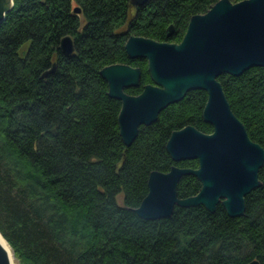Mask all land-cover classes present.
Returning <instances> with one entry per match:
<instances>
[{"label":"trees","instance_id":"16d2710c","mask_svg":"<svg viewBox=\"0 0 264 264\" xmlns=\"http://www.w3.org/2000/svg\"><path fill=\"white\" fill-rule=\"evenodd\" d=\"M214 1L14 0L0 20V232L17 264H264V162L241 215L220 202L214 211L176 205L155 219L131 209L148 190L150 170L197 166L195 158L174 161L165 142L185 124L212 130L202 117L206 91H187L125 145L120 100L99 73L113 62L139 66V84L125 88L138 93L152 80L146 58L126 53L127 36L178 41L190 15ZM64 34L73 40L68 54L58 47ZM218 79L264 147L263 67ZM199 188L184 174L176 190L183 197Z\"/></svg>","mask_w":264,"mask_h":264},{"label":"water","instance_id":"95a60500","mask_svg":"<svg viewBox=\"0 0 264 264\" xmlns=\"http://www.w3.org/2000/svg\"><path fill=\"white\" fill-rule=\"evenodd\" d=\"M146 0H130L134 5ZM14 0H0V20ZM79 12V6L73 8ZM173 32V24L166 34ZM71 35L64 34L58 47L73 50ZM124 48L130 57H144L151 82L138 93L126 87L137 86L141 69L126 62H113L99 69L108 94L120 100L117 114L119 134L125 145L136 137L139 126L153 122L161 109L181 99L191 89L206 91L202 117L212 125L205 132L193 124L173 129L165 148L174 161L195 158L197 166L172 164L166 171L148 173V190L139 204L131 207L139 216L155 219L168 216L174 207L202 204L214 211L220 202L231 216L244 213L245 195L261 181L258 170L264 162V147L250 138L244 123L234 113L218 76L238 75L251 66L264 69V0H215L204 12L190 15L178 42L130 34ZM45 70L46 75L54 68ZM193 174L199 190L179 196L177 183L182 175ZM0 264H10L0 243ZM246 264H260L257 258Z\"/></svg>","mask_w":264,"mask_h":264},{"label":"bare ground","instance_id":"6f19581e","mask_svg":"<svg viewBox=\"0 0 264 264\" xmlns=\"http://www.w3.org/2000/svg\"><path fill=\"white\" fill-rule=\"evenodd\" d=\"M0 243L6 248L8 254H9L10 264H16V261L14 259V255H13L12 249H11L9 243L7 242V240L1 234V232H0Z\"/></svg>","mask_w":264,"mask_h":264},{"label":"flooded vegetation","instance_id":"af4514ba","mask_svg":"<svg viewBox=\"0 0 264 264\" xmlns=\"http://www.w3.org/2000/svg\"><path fill=\"white\" fill-rule=\"evenodd\" d=\"M183 36V35H182ZM182 36H181V38H182ZM167 41H169V40H167ZM178 41H180V40H178ZM178 41H173V42H178ZM130 57V56H129ZM131 58H135V57H131ZM134 66H137V65H134ZM141 69V68H140ZM140 82V81H139ZM143 87V86H142ZM127 88V87H126ZM135 94V93H134Z\"/></svg>","mask_w":264,"mask_h":264},{"label":"rangeland","instance_id":"374dc122","mask_svg":"<svg viewBox=\"0 0 264 264\" xmlns=\"http://www.w3.org/2000/svg\"><path fill=\"white\" fill-rule=\"evenodd\" d=\"M118 198H121V195L120 194L118 195ZM14 259H15V257H14ZM15 261H16V259H15ZM16 264H17V261H16Z\"/></svg>","mask_w":264,"mask_h":264}]
</instances>
